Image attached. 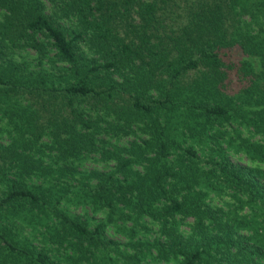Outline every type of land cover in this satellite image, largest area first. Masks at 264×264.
Here are the masks:
<instances>
[{
  "label": "trees",
  "instance_id": "trees-1",
  "mask_svg": "<svg viewBox=\"0 0 264 264\" xmlns=\"http://www.w3.org/2000/svg\"><path fill=\"white\" fill-rule=\"evenodd\" d=\"M160 262L264 264V0H0V264Z\"/></svg>",
  "mask_w": 264,
  "mask_h": 264
},
{
  "label": "rangeland",
  "instance_id": "rangeland-1",
  "mask_svg": "<svg viewBox=\"0 0 264 264\" xmlns=\"http://www.w3.org/2000/svg\"><path fill=\"white\" fill-rule=\"evenodd\" d=\"M228 129H229V128H228ZM232 159H234L235 161L240 162V163H248V160H247V158H246L245 156L240 157V155L232 154ZM86 165H87L89 168H91V167H93V166H97V167H98V165H100V163H99V162H95V161H91V160L89 159V160L86 162ZM158 264H165V263L160 262V263H158Z\"/></svg>",
  "mask_w": 264,
  "mask_h": 264
}]
</instances>
